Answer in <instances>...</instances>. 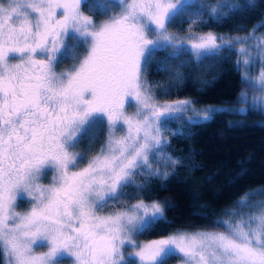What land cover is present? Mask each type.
Listing matches in <instances>:
<instances>
[{"label":"snow or ice","instance_id":"1","mask_svg":"<svg viewBox=\"0 0 264 264\" xmlns=\"http://www.w3.org/2000/svg\"><path fill=\"white\" fill-rule=\"evenodd\" d=\"M82 5L106 19L97 22ZM250 7L222 0L210 10L219 16ZM114 8L119 11L110 14ZM190 9L197 18L207 10L195 0L0 2V252L8 264H61V256L73 264H132L125 245L140 264H166L175 255L183 264H264V204L231 213L238 218L224 220V231L177 232L144 244L133 237L164 218L159 201L141 199L99 214L126 195L138 172L167 175L153 160L176 162L162 152L170 123L206 121L215 112H197L188 100L157 102L145 79L157 52L172 48L167 59L174 61L187 48L200 60L231 46V40L191 28L185 36L169 33L168 25ZM235 42L247 66L251 50L257 52L261 70L255 79L245 73L243 81L264 93V37ZM65 60L74 63L57 71ZM154 67L164 71L162 61ZM239 102H248L247 93ZM130 103L136 109L131 114ZM257 108L264 110V95L252 98L250 110ZM104 124L105 144L80 167L84 157L73 149L95 139ZM46 169L54 172L48 186L39 182ZM22 196L32 203L24 213L15 210ZM248 205L245 196L239 206ZM40 241L48 251L37 255L33 246Z\"/></svg>","mask_w":264,"mask_h":264},{"label":"trees","instance_id":"2","mask_svg":"<svg viewBox=\"0 0 264 264\" xmlns=\"http://www.w3.org/2000/svg\"><path fill=\"white\" fill-rule=\"evenodd\" d=\"M195 2L207 10L198 18L193 16L196 9L178 16L168 25L170 32L179 35L191 28L195 33L246 37L253 29L264 28V0H228L251 7L236 13L221 10L226 14L219 16L210 9L222 0ZM82 10L96 21L103 18L85 7ZM192 19L196 23L191 24ZM171 53L169 48L157 52L153 66L145 72L156 100H188L197 112H215L206 121L194 118L192 123L184 119L170 123L163 152L176 162L153 160V167L167 175L137 174L133 177L135 183L124 189L126 195L116 202L117 208L141 199L159 201L164 206V218L150 230L135 235L137 241L178 231H224L222 222L230 219L240 198L254 188H264V125L259 123L264 121V110L236 109L239 95L247 88L236 48L226 46L219 54L200 60L186 48L174 61L167 59ZM157 61L164 63V71L155 70ZM186 115H192L191 109ZM178 260L177 255L171 256L166 264Z\"/></svg>","mask_w":264,"mask_h":264},{"label":"rangeland","instance_id":"3","mask_svg":"<svg viewBox=\"0 0 264 264\" xmlns=\"http://www.w3.org/2000/svg\"><path fill=\"white\" fill-rule=\"evenodd\" d=\"M0 2H2V0H0ZM89 3H91V0H89ZM82 7H85L86 9H89L87 6H83ZM83 11V10H82ZM119 11V8H114V9H111L110 10V14H116L117 12ZM103 19H106V17L103 16ZM101 20L97 21V22H100ZM169 31V30H168ZM169 33H172L169 31ZM209 32H206V33H196L198 35H204V34H208ZM174 34V33H172ZM189 34V32H184L182 34H179L177 36H185ZM213 34V33H211ZM176 35V34H175ZM215 35V34H213ZM250 35H253L257 38L259 37H264V28H260V29H253L248 36ZM217 38H220V37H223L225 39V41H229L231 40L232 43H231V46H234L237 50V53H238V56H239V62H238V66H239V69L242 73V76L244 77L245 73H247V75L249 76V78L251 79H255L257 74L260 72L261 70V67H262V62L257 54V52L255 50H251V66H247L245 64H243L241 61L243 59H245L246 57L242 56L240 53H239V48L241 47L240 44L236 43L235 40L237 37H226V36H223V35H215ZM244 36L240 37V38H243ZM247 37V36H246ZM253 45V41H249L248 44L244 45L245 47H250ZM172 52H173V49L172 48H169ZM186 50H188L186 48ZM189 51V50H188ZM151 85V84H150ZM242 93H247V97H248V102L247 103H240V97H241V94L239 95V98H238V105H236V109L240 112H244L246 111L247 109H250V105H251V101H252V98L253 97H260L262 95H264V93H262L258 88H249L247 86L246 88V91L242 92ZM177 101V100H176ZM158 102V101H157ZM167 102H173V101H167ZM160 103H163V102H160ZM241 109H243V111H241ZM259 109V108H257ZM135 104L134 103H130L129 105L126 106V111L131 114L135 111ZM260 124L264 125V121L262 122H259ZM171 132L170 128L167 127L164 129V135L166 137V134ZM118 135L119 134H122V131L121 132H118L117 133ZM106 135H107V125H106ZM106 135L104 137V140L102 141V144H101V147L105 144V141H106ZM80 145V144H79ZM78 145V146H79ZM78 146L73 149V151H76V152H80L78 151ZM100 147V149H101ZM99 149V150H100ZM99 150H97L95 153H89V154H83V153H80L84 159L80 162V167H83L85 166V164L87 163V160L90 159L92 156L96 155ZM162 152H163V149H162ZM163 155L165 157V154L163 152ZM154 161H160L158 158H154ZM138 174H145L143 172H138ZM53 175H54V172L51 170V169H46L44 171V173L40 176L39 178V182L45 186H48L51 184L52 182V178H53ZM251 194V195H249ZM245 196H248L249 197V205L248 207H244V208H241L239 206V202L245 197ZM23 203H25L24 207L21 205ZM117 202V201H116ZM116 202L115 203H109L107 206H105L103 209L100 210V213L101 215L103 214H107L108 212L110 211H114L116 209H118L116 207ZM137 201L133 202V203H136ZM238 202V205L235 207V209L232 210V213L233 212H249L250 210H254L257 206L261 205V204H264V188H254L248 192H246L244 194V196L242 198H240ZM32 206V203H31V200L30 198L28 197H18L17 201H16V211L17 212H20V213H24L26 211H28ZM238 217H233L231 216L230 219H237ZM199 231H208V232H213V231H217V230H197V231H178V232H188V233H193V232H199ZM177 233V232H175ZM174 233H171L169 235H172ZM169 235H165V236H162V237H159V238H156V239H151V240H145V241H137L135 239V235H134V240L137 244H144V243H147L149 241H152V240H158V239H162V238H166L167 236ZM34 247V252L39 255V254H42V253H45L48 251V247H47V243L44 242V241H40L38 242L36 245L33 246ZM133 248L132 246L130 245H125L124 247V253H125V258L126 260H130L131 262H133L134 264H140L139 260L133 255ZM1 253V259H2V264H8V259L7 257H5L2 252ZM179 257V260L174 263V264H183V261H182V258L177 255ZM61 264H73V258L72 257H68V256H61V257H58L57 258Z\"/></svg>","mask_w":264,"mask_h":264},{"label":"flooded vegetation","instance_id":"4","mask_svg":"<svg viewBox=\"0 0 264 264\" xmlns=\"http://www.w3.org/2000/svg\"><path fill=\"white\" fill-rule=\"evenodd\" d=\"M84 52L83 48H80L77 50L78 55H82ZM74 63L73 60H65L63 63H59L56 66L57 71H64L72 66ZM106 135V124H104L99 131L96 133V137L93 140L85 139L83 140L80 145L78 146L79 153L83 154H89V153H95L97 150L100 149L102 141L104 140V137Z\"/></svg>","mask_w":264,"mask_h":264}]
</instances>
